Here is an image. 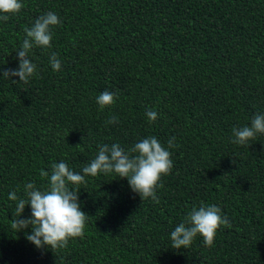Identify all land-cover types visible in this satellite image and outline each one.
I'll list each match as a JSON object with an SVG mask.
<instances>
[{
  "label": "trees",
  "instance_id": "16d2710c",
  "mask_svg": "<svg viewBox=\"0 0 264 264\" xmlns=\"http://www.w3.org/2000/svg\"><path fill=\"white\" fill-rule=\"evenodd\" d=\"M22 3L0 21V264H264V134L232 143L233 129L264 114V0ZM49 11L61 23L51 48L29 55L37 74L27 84L4 79L18 68L24 29ZM105 91L116 100L101 111ZM113 116L118 123L106 126ZM150 136L173 162L158 203L101 173L79 186L89 217L66 249H37L26 239L31 226L11 229L9 194L23 198L26 183L46 185L42 170L50 176L64 161L83 175L100 145L127 150ZM172 137L177 147L168 149ZM201 202L219 207L230 226L211 248L198 236L189 249H173L171 232ZM30 216L27 206L21 219Z\"/></svg>",
  "mask_w": 264,
  "mask_h": 264
},
{
  "label": "clouds",
  "instance_id": "9594fccd",
  "mask_svg": "<svg viewBox=\"0 0 264 264\" xmlns=\"http://www.w3.org/2000/svg\"><path fill=\"white\" fill-rule=\"evenodd\" d=\"M23 7L22 0H0V21H7L18 15ZM60 23L58 15L49 11L39 16L30 28H25V38L16 52L18 68L4 71L3 78L10 80L12 77H19L21 83H29L30 78L38 71L37 65L29 58L32 49H50L53 39L51 29ZM49 63L52 69L60 71L61 62L55 53L50 55ZM12 83L16 81L12 80ZM115 100L112 93L105 91L98 95L97 104L103 111L114 105ZM146 116L150 122L157 120V112L154 110L147 111ZM105 123L106 126L116 124L118 118L113 116ZM258 134H264V114L261 113L252 118L250 126L233 129L232 143L248 145ZM167 144L168 149L177 147L175 137L170 138ZM78 147L82 145H77L76 148ZM172 168L171 152L154 136L140 140L127 150L118 143L111 146L102 144L96 157L82 167L83 175L60 161L51 165L50 176L48 172H40V176L48 180L46 185L37 188L34 182L26 183L23 198H18L16 192H11L8 199L16 204L11 229L19 232L31 226V234H26V239L37 249L47 247L53 253L66 249L70 240L83 237L89 217L79 204V186L86 183L85 177L114 172L119 179H127L132 192L138 194L142 201L151 199L158 203L156 190L163 188L161 179L169 175ZM27 206L31 208V216L21 219ZM221 226H230L221 209L214 204L205 205L201 202L171 232L172 248L189 249L198 236L203 238L205 247L211 248Z\"/></svg>",
  "mask_w": 264,
  "mask_h": 264
}]
</instances>
